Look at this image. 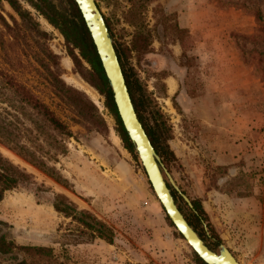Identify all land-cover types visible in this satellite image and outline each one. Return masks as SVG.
I'll list each match as a JSON object with an SVG mask.
<instances>
[{"label": "rangeland", "instance_id": "374dc122", "mask_svg": "<svg viewBox=\"0 0 264 264\" xmlns=\"http://www.w3.org/2000/svg\"><path fill=\"white\" fill-rule=\"evenodd\" d=\"M95 1L115 47L126 55L125 70L167 121L173 155L168 160L158 155L192 203L172 188L181 211L211 249L223 244L240 264H264V0ZM21 4L49 38L23 28L0 0V15L9 25L0 17V70L30 87L73 136L54 164L66 186L0 144V153L35 181L5 192L4 231L16 244L52 247L55 264H196L138 158L121 139L116 143L115 119L104 96L86 81L99 96L96 103L68 80L83 78L64 37L31 5ZM136 32L149 44L130 50ZM41 49L56 57L43 59ZM171 75L179 81L173 95L166 84ZM68 87L85 94L96 111L78 108ZM56 194L110 226L113 242H73L76 223L54 210ZM193 202H200L204 217ZM11 263L0 258V264Z\"/></svg>", "mask_w": 264, "mask_h": 264}, {"label": "trees", "instance_id": "16d2710c", "mask_svg": "<svg viewBox=\"0 0 264 264\" xmlns=\"http://www.w3.org/2000/svg\"><path fill=\"white\" fill-rule=\"evenodd\" d=\"M5 1L18 15L23 28L34 32L43 40H48V33L39 27L29 10L23 7L21 0ZM24 1L43 15L62 34L68 55L77 66V72L104 96L105 107L115 119V131L124 148L136 158L133 146L119 119L95 47L74 1L63 0L65 4L60 7L52 0ZM0 17L2 18L1 15ZM2 19L5 25L9 26L6 20ZM14 23L17 22L14 21ZM106 25L110 32V25L107 22ZM148 44L149 38L141 32H136L131 40L130 50L145 48ZM75 50H78V53ZM116 52L138 117L155 151L168 160L173 154L167 145V140L170 138L167 121L162 112L155 107L146 90L131 80L124 68L123 59H126V55L123 49L116 48ZM40 54L43 59L56 57L49 50L43 52L41 49ZM82 60L88 64V67L82 64ZM66 89L73 88L68 87ZM73 91L75 96H72V101L78 108L84 105L91 111H96V106L85 94L76 89ZM72 136L71 129L54 114L52 109L30 87L13 80L11 76L0 70L1 145L16 153L47 176L66 186L65 180H62L54 164L59 155L66 154L68 150L66 141ZM31 184H35L33 175L0 153V202L6 191L27 187ZM52 205L56 212L76 223L77 232L72 238L73 242H88L96 238L108 243L113 242L115 233L110 226L88 210L78 209L77 205L65 195L56 194ZM193 206L203 217L205 216L200 202H193ZM4 226H7L6 222L0 220V258L11 260V264H55L57 258L52 247L16 244L4 231ZM192 256L196 264H206L193 250Z\"/></svg>", "mask_w": 264, "mask_h": 264}, {"label": "water", "instance_id": "95a60500", "mask_svg": "<svg viewBox=\"0 0 264 264\" xmlns=\"http://www.w3.org/2000/svg\"><path fill=\"white\" fill-rule=\"evenodd\" d=\"M95 47L111 90L121 124L133 146L134 153L142 165L152 190L162 205L175 229L190 248L206 264H238L231 251L223 244L211 249L198 231L181 211L172 188L192 207L189 198L180 192L170 174L163 166L135 110L113 38L95 0H73Z\"/></svg>", "mask_w": 264, "mask_h": 264}, {"label": "bare ground", "instance_id": "6f19581e", "mask_svg": "<svg viewBox=\"0 0 264 264\" xmlns=\"http://www.w3.org/2000/svg\"><path fill=\"white\" fill-rule=\"evenodd\" d=\"M68 59V58H67ZM66 60V59H65ZM68 64V66L70 65L69 63L70 62H66ZM65 63V64H66ZM66 64V65H67ZM68 80L73 84L75 85L76 87L82 89L84 92H86L87 94L90 95V97L96 102V103H99V96L97 95V92L93 89V87L91 85H89L86 81H84L83 79L77 77V76H71V77H68ZM114 138H115V141L117 144L120 143V138L115 134L113 135ZM2 150L7 153L10 157L12 158H16L17 160L18 157L16 155H14L12 152L8 151L7 149L5 148H2ZM236 259V258H235ZM236 261L239 263V261L236 259Z\"/></svg>", "mask_w": 264, "mask_h": 264}, {"label": "crops", "instance_id": "0c3cea01", "mask_svg": "<svg viewBox=\"0 0 264 264\" xmlns=\"http://www.w3.org/2000/svg\"><path fill=\"white\" fill-rule=\"evenodd\" d=\"M167 91L169 94L173 95L179 90V81L177 77L173 75L169 76L166 80Z\"/></svg>", "mask_w": 264, "mask_h": 264}]
</instances>
